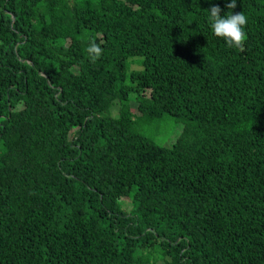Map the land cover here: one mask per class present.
<instances>
[{
  "label": "trees",
  "instance_id": "1",
  "mask_svg": "<svg viewBox=\"0 0 264 264\" xmlns=\"http://www.w3.org/2000/svg\"><path fill=\"white\" fill-rule=\"evenodd\" d=\"M209 7L0 0V264H264V0Z\"/></svg>",
  "mask_w": 264,
  "mask_h": 264
},
{
  "label": "clouds",
  "instance_id": "2",
  "mask_svg": "<svg viewBox=\"0 0 264 264\" xmlns=\"http://www.w3.org/2000/svg\"><path fill=\"white\" fill-rule=\"evenodd\" d=\"M206 2L210 5L205 17L210 34L222 39L228 47L238 48L244 40L247 17L243 12H233L237 6V0H225L227 11L223 14L215 0H206Z\"/></svg>",
  "mask_w": 264,
  "mask_h": 264
},
{
  "label": "rangeland",
  "instance_id": "3",
  "mask_svg": "<svg viewBox=\"0 0 264 264\" xmlns=\"http://www.w3.org/2000/svg\"><path fill=\"white\" fill-rule=\"evenodd\" d=\"M113 110L115 111L116 114L118 113V112H116V111H118V107L113 108Z\"/></svg>",
  "mask_w": 264,
  "mask_h": 264
}]
</instances>
